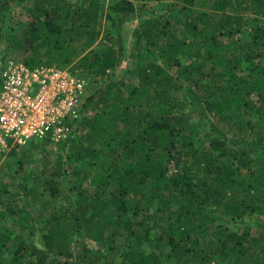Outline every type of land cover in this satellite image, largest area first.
Returning <instances> with one entry per match:
<instances>
[{"label": "trees", "instance_id": "1", "mask_svg": "<svg viewBox=\"0 0 264 264\" xmlns=\"http://www.w3.org/2000/svg\"><path fill=\"white\" fill-rule=\"evenodd\" d=\"M25 2L0 0V17L6 13L8 24ZM177 2L186 37L133 0L23 6L19 60L30 68H69L89 86L81 133L77 126L76 137L33 146L53 143L59 151L56 158L44 151L24 187L31 213L46 228L30 238L0 221V253L11 252L0 264H264V0ZM102 14L118 33L147 16L134 31L124 80L117 78L121 45L98 44ZM4 35L2 23L0 44ZM199 51V60H182ZM193 107L214 118L202 116V144L192 129ZM232 119L242 136L237 143L218 123ZM64 154L84 166L91 190H78L79 203L63 182ZM13 182L0 180V219ZM110 207L127 219L117 220ZM120 231L127 248L119 254L101 256L84 241H113Z\"/></svg>", "mask_w": 264, "mask_h": 264}, {"label": "rangeland", "instance_id": "2", "mask_svg": "<svg viewBox=\"0 0 264 264\" xmlns=\"http://www.w3.org/2000/svg\"><path fill=\"white\" fill-rule=\"evenodd\" d=\"M28 1L30 0H26L24 4L13 11L8 24L6 23V13L0 17V24L3 23L5 25L4 40L3 43L0 44V74L8 59H21V48L23 46L21 42L22 30L23 25L27 21V16H24L22 12H24L23 6L27 5ZM70 1L74 2L75 0ZM135 2L139 3V5L147 4V10H153L156 15H161L164 20H169L171 24L170 28H172L170 31H174L180 36L186 37L183 25L184 17L179 13L180 7L178 6L179 3L177 0H135ZM146 18L147 16L135 17L134 19L125 22L122 30L118 33L105 20L104 15H101L98 23V28L101 31L98 44L101 45L103 50H106L108 46H118L120 48L121 45V62L119 71L117 72V78L124 80L126 77L127 70L130 67V62L132 60V52L135 43L134 31ZM217 42L220 45H224L225 41L223 37H219ZM262 50L264 51V47ZM200 56H202L201 51L194 55L184 56L182 57V60L188 64L199 60ZM172 72L177 74L178 70L172 68ZM93 91H95V89L91 86L90 94H92ZM113 96L114 95L111 94L110 98L112 99ZM92 107H96L94 103ZM202 111L203 110L199 107H193L188 110L192 120V129L195 134L198 135L197 139L200 140L199 144H202L205 141V133L208 130V125L206 124L208 121L202 116L206 115L210 121H214V118L209 113H202ZM233 116L235 117V115ZM218 123L219 127L226 131L225 133L229 142L237 143L239 139H241L242 136L239 133L238 124L235 119H232L231 122L221 121ZM35 144L42 145L43 142L38 143L37 141H31L24 148L16 150L15 152L11 151L2 159V165L0 168V180H6L7 182L14 180L13 184L3 194L2 204H4L5 219L1 218L0 221H2L4 226L13 229L12 232L14 235L23 234L30 238H35L38 237L39 234H42L46 228V224L45 222H40L31 213L28 207V201L25 199L24 187L28 182L35 179L38 174V169L40 167L39 160L43 155H48L49 153V156H53L52 158H56V156L59 155L57 146L53 143L48 144L45 150L44 148L42 149V147H33ZM63 159L64 162L66 161L63 182L79 203L81 200H84V198H80L78 190L85 189V191L88 192L91 190L86 184L84 166L81 163L68 161L69 158L67 159L65 154ZM0 192H2L1 185ZM108 212L117 220L127 219V215L117 211L113 207L108 208ZM125 235V232L120 231V233L114 237L113 241L107 240L102 243L90 239H85L84 241L86 246L96 250L101 256H105L108 253L119 254L122 250L127 248V245H125ZM4 251V254L0 253V261L7 263V260L11 257V252L8 247Z\"/></svg>", "mask_w": 264, "mask_h": 264}, {"label": "built area", "instance_id": "3", "mask_svg": "<svg viewBox=\"0 0 264 264\" xmlns=\"http://www.w3.org/2000/svg\"><path fill=\"white\" fill-rule=\"evenodd\" d=\"M135 1V0H133ZM89 81L69 68H30L8 59L0 74V155L31 141L56 143L84 126L82 108Z\"/></svg>", "mask_w": 264, "mask_h": 264}]
</instances>
